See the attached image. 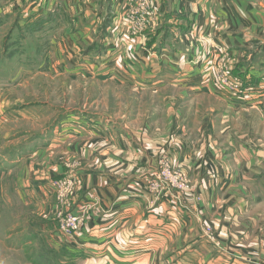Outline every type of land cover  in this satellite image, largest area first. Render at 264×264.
<instances>
[{
  "label": "crops",
  "instance_id": "0c3cea01",
  "mask_svg": "<svg viewBox=\"0 0 264 264\" xmlns=\"http://www.w3.org/2000/svg\"><path fill=\"white\" fill-rule=\"evenodd\" d=\"M25 1L12 2L8 16L15 22L14 32L44 34L42 24H51L44 16L59 12L57 18L67 22L61 29L68 36L67 45L57 36L51 44L42 39L39 48H59V62L72 66L73 76L87 72L160 87L152 92L170 88L191 98L214 100L223 109L258 114L264 121V1L255 5L254 0H151L154 16L139 37L129 35L123 18L133 0H27L30 8L20 10ZM110 14L115 16L112 22ZM163 23L169 25L167 33ZM162 29L169 33L168 45L155 50ZM185 33L192 43L184 42ZM256 40L258 50L252 51ZM20 43L18 52L31 50ZM225 52L234 56L232 71L244 83L245 90L236 96L213 81L211 63ZM12 111L16 115L0 111V126L26 118L20 110ZM80 120L70 116L57 126L47 147L0 152L4 172L21 170L16 193L23 192L22 204L35 205L48 223L63 212L55 205L52 183L76 179L77 190L66 213L79 215L83 227L71 237L50 236L56 227L42 228L46 242L65 247L76 264H264V135L261 139L250 132L247 141L230 138L227 153L217 137L210 142L216 148L204 156L205 151L192 147L201 138L194 143L184 137L187 127L183 136L168 142L147 128L140 139L142 129L126 131L104 117ZM162 141L170 166L183 170L198 186L199 203L173 190L160 195L149 191L148 180L157 168L154 149ZM71 159L80 163L72 172L64 166ZM208 226L210 234L205 232Z\"/></svg>",
  "mask_w": 264,
  "mask_h": 264
},
{
  "label": "rangeland",
  "instance_id": "374dc122",
  "mask_svg": "<svg viewBox=\"0 0 264 264\" xmlns=\"http://www.w3.org/2000/svg\"><path fill=\"white\" fill-rule=\"evenodd\" d=\"M26 1L23 6H19L20 10L30 8L32 2ZM262 1L264 0H254V3L258 5ZM12 2L14 0H0V111L7 115H16L12 110L18 109L26 118L14 124L4 123L5 126H0L1 154L12 152L19 154L24 151L25 144L26 148L34 150L47 147L55 128L70 116L78 117L83 122L104 117L126 131L142 129L139 133L140 139L146 135L145 128H147L155 135H162L163 138L168 139V142L176 140L179 134L183 136V129L187 127L188 131L185 132L184 137L192 138L194 143L201 138L200 142L198 141V144L192 147L195 150L200 149L198 153L205 151L204 156L208 150L213 151L216 148L211 146L210 142L214 139L216 141L217 137L226 153V144L230 138L247 141L251 132L262 139L264 121L259 119L258 114H251L249 111L240 109L233 111L223 109L214 100L191 98L186 92L170 88L152 92L160 87L145 86L139 82L140 87L132 81L116 82L110 78L101 79L87 72L73 76L72 66H61L64 63L59 62L61 59V56L57 54L59 48L51 45L48 50L39 48L40 42H43L42 39H47L48 44H51L52 41H56L57 36L61 44L64 40L67 45V34H61V29L67 24L64 22L66 19L57 18L59 14L57 11L49 12L44 17L51 24H42L44 34L30 36L19 34L16 30L14 32L15 22L8 16L13 7ZM150 2L152 5L151 0ZM129 8L128 2L123 17L126 23L129 20L126 16ZM153 16L152 5V17L146 27L150 26ZM114 17L110 14L109 22H112ZM163 25L167 33L169 25L164 23ZM127 30L131 37H139V34L136 36L131 34L129 26ZM152 32L147 35L150 39L153 38ZM161 32V43H157L155 50L159 45H168L166 40L169 38V33H164L163 29ZM185 34L184 42L192 43V38ZM256 41L252 42V51L258 50V41ZM24 42L31 50L22 49L18 52L19 43L24 46ZM223 54L218 56L215 63H211L213 81L215 70L218 64L222 63L221 60L228 59L229 66L233 65L234 56L226 52ZM40 62L43 63L42 66ZM65 64L69 62L65 61ZM163 72L168 74L169 70ZM240 79L242 80L241 77ZM24 108H28L32 114H26ZM220 110H224L225 113H221ZM208 136L213 139L207 140ZM161 145L157 144L154 149L156 171L166 172L163 164L169 161L165 147L167 144L162 141ZM260 145L264 143L261 142ZM200 155L203 156V154ZM79 164L77 160L72 159L64 162L66 171L78 169ZM2 165L3 163L0 166V264H76L73 262L74 256H68L65 247L55 248L53 243L46 242L44 236H41L42 228H51L52 231L56 227L55 232L49 234L50 236L59 233L58 227H60L63 213L60 212L56 223H48L47 215L42 216V212L36 211L35 205L24 206L22 203L26 199L23 192L16 193V189L18 191L20 187L21 170L4 172ZM169 171L171 174L169 173L170 178L167 181L170 187L173 184L171 187L173 191L191 203H199L201 196L198 186L191 182L180 168H171ZM76 190L77 184L64 191L71 204L70 197ZM53 192L55 205L61 208L54 189ZM82 227L81 224V229ZM205 232L212 233V227H206ZM59 255L62 257L57 263L55 257Z\"/></svg>",
  "mask_w": 264,
  "mask_h": 264
},
{
  "label": "built area",
  "instance_id": "2783aa9c",
  "mask_svg": "<svg viewBox=\"0 0 264 264\" xmlns=\"http://www.w3.org/2000/svg\"><path fill=\"white\" fill-rule=\"evenodd\" d=\"M130 8L127 11V17L129 20L127 21V25L129 26V31L132 35H140L146 26L148 25V21L152 17V5L150 0H133L129 3ZM224 55V54H222ZM221 55V56H222ZM221 64H218L217 69L214 73V83L220 89L226 91L232 96H236L239 93L243 92L244 84L239 76L233 75L231 73L232 66H229V60H221ZM164 162V161H162ZM162 164V163H161ZM164 167L166 172L159 171L155 172L152 175L150 180H148L147 186L149 191L156 195H160L162 192L173 189V184L170 187V183H168V179L170 178V169L172 168L167 161L165 162ZM171 174V173H170ZM77 184L75 178L66 177L63 179L55 180L52 183L53 189L57 194V197L61 203V209L63 210V215L61 217V224L58 227V231L60 234L67 235L69 237L77 234L81 231L82 219L79 215L66 213L67 209L71 207V202H69V198L65 196L64 191L67 189H71L73 186ZM71 195L70 198H72Z\"/></svg>",
  "mask_w": 264,
  "mask_h": 264
},
{
  "label": "trees",
  "instance_id": "16d2710c",
  "mask_svg": "<svg viewBox=\"0 0 264 264\" xmlns=\"http://www.w3.org/2000/svg\"><path fill=\"white\" fill-rule=\"evenodd\" d=\"M231 73L233 74V75H236L235 73H234V71H231ZM25 146H26V144H25ZM25 148V147H24ZM20 151V150H19Z\"/></svg>",
  "mask_w": 264,
  "mask_h": 264
}]
</instances>
